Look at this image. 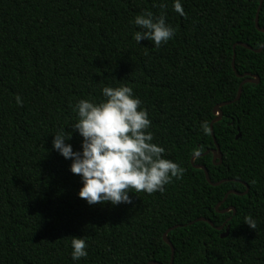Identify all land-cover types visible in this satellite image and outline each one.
<instances>
[{
	"label": "trees",
	"instance_id": "obj_1",
	"mask_svg": "<svg viewBox=\"0 0 264 264\" xmlns=\"http://www.w3.org/2000/svg\"><path fill=\"white\" fill-rule=\"evenodd\" d=\"M180 2L183 16L172 0H0V264H170L164 234L175 225L173 264H264V1L259 12L260 0ZM144 10L175 29L158 49L133 39ZM248 75L259 82L234 100ZM120 85L142 101L153 143L185 172L163 193L88 205L53 134L71 133L66 143L79 151L73 106ZM226 208L235 212L218 211ZM73 237L87 244L79 261Z\"/></svg>",
	"mask_w": 264,
	"mask_h": 264
},
{
	"label": "clouds",
	"instance_id": "obj_2",
	"mask_svg": "<svg viewBox=\"0 0 264 264\" xmlns=\"http://www.w3.org/2000/svg\"><path fill=\"white\" fill-rule=\"evenodd\" d=\"M173 10L183 16L180 0H172ZM132 23L139 29L133 34L137 44L141 40L151 41L155 49L167 44L175 29L165 23L164 17H154L148 10L136 15ZM99 102L78 100L73 106L76 121L72 128L82 137L81 149L73 151L66 141L71 133L63 131L53 134L52 148L63 158L71 161L69 170L79 175L81 187L77 193L88 205L110 203H131L129 193H163L165 186L183 177L185 168L164 157L165 149L153 143L149 130L151 121L142 101L127 85L104 86ZM22 106V100L16 97ZM200 128L209 132L207 121ZM244 224L256 229V222L250 216L244 217ZM71 259L79 261L88 255L83 238L71 239Z\"/></svg>",
	"mask_w": 264,
	"mask_h": 264
},
{
	"label": "water",
	"instance_id": "obj_3",
	"mask_svg": "<svg viewBox=\"0 0 264 264\" xmlns=\"http://www.w3.org/2000/svg\"><path fill=\"white\" fill-rule=\"evenodd\" d=\"M263 1H264V0H260V4H259V8H258V12H259V10H260V7H261ZM256 26H257V28H258L260 31L264 32V28H260L259 25H258V13H257V16H256ZM241 45L244 46V47H246V48H248V49H252V47H251L250 45H248V44L241 43ZM261 50H262V47H261L260 49H258L257 51H261ZM234 57H235V54H234ZM233 67H235L234 62H233ZM239 76L242 77L243 75H239ZM248 76H249V77H247L246 79H244V80L242 81V83H241V85H240V87H239V90H238V94H237V96H236V98H235L234 100L239 99L240 94H241V90H242V85H243V84L248 83V82H254V83H258V82H259V77H258V76H252V75H248ZM234 100H232V101H226V102H223L222 104L216 106V108H215V112L217 113V118H216L214 121L219 120V119L221 118V116H222V112H221V110L219 109V107H220V106H223V105L230 104V103H232ZM212 123H213V122H212ZM211 133H212V135H213V137H214L215 144H216V149L213 151V153H214V159H219V163H221V161H222V154H221V151H220V146H219L218 142L216 141V138H215V135H214L213 125H211ZM195 167L202 168V169L205 171V175H206L207 180H208L210 183H212L213 185H219V184H221V183L223 182V180H222V181H218V182H216V183H213V182L211 181V179H210L209 172H208V170H207V168H206L205 166L195 165ZM248 189H249V188H247V190H246L245 192H238V191H236V190H231V191H229V192L227 193V195H229V194L244 195V194H246V193L248 192ZM227 195H226V197H227ZM226 197H225L224 201L226 200ZM224 201H223V202H224ZM219 205H221V204H219ZM219 205H218V206H219ZM217 209H218V208H217ZM231 210H233V213L235 212V209H234V208H226V209H224V210H221V211L218 210V211L221 212V213H226V212H229V211H231ZM197 221H205V222H208L209 224H211L212 226L215 227L214 223H213L210 219H208V218H204V217H202V218H198ZM224 225H225V223H224L223 225L219 226V227H216V228H217L218 230H221V229L224 228ZM179 226H182V225H175V226L169 228V229L166 231V233L164 234V241H165L167 244L170 245L171 250H172V258H171V263H170V264H173L175 249H174V246L172 245V243L170 242V240H169V238H168V232H170L171 230H173V229H175V228H177V227H179ZM228 235H229V227H227L226 231H225L224 233L221 234V237H227ZM149 264H161V263L153 261V262H151V263H149Z\"/></svg>",
	"mask_w": 264,
	"mask_h": 264
}]
</instances>
